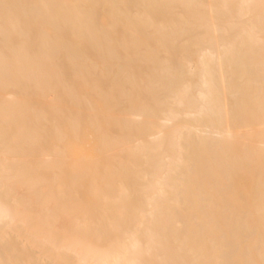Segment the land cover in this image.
Here are the masks:
<instances>
[{"label": "bare ground", "instance_id": "obj_1", "mask_svg": "<svg viewBox=\"0 0 264 264\" xmlns=\"http://www.w3.org/2000/svg\"><path fill=\"white\" fill-rule=\"evenodd\" d=\"M47 1L0 11V264H264V0Z\"/></svg>", "mask_w": 264, "mask_h": 264}, {"label": "rangeland", "instance_id": "obj_2", "mask_svg": "<svg viewBox=\"0 0 264 264\" xmlns=\"http://www.w3.org/2000/svg\"><path fill=\"white\" fill-rule=\"evenodd\" d=\"M106 2H109V0ZM36 3H38L37 0H8L6 6L0 7V11L5 10V11H10L11 13L19 12L22 9H25L26 11H30L31 9L33 10L32 6L35 5ZM54 4L55 3L50 0V1H47L45 3V5L36 7V9L37 10H45L47 12L53 13V15L45 17L48 19L67 18V17H69L68 13H71L73 10H76V11L81 10V11H90L92 14L89 16V18L93 19V20H97L103 26H105V24H107V21L109 23V20H110V19H108L109 16L107 14H105V12H106L105 10H107V9L97 7L96 3H92V2H88V1L87 2L86 1L85 2H78V3L71 2L69 4V7H67V8H66V6H64L62 4H59L60 6H57V5L55 6ZM21 5H24L23 7H25V8H21ZM45 18H43V19H45Z\"/></svg>", "mask_w": 264, "mask_h": 264}]
</instances>
